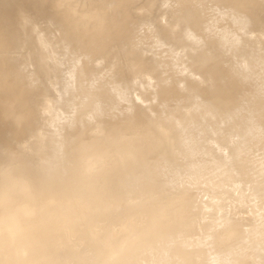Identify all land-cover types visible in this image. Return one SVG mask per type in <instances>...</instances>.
Instances as JSON below:
<instances>
[{
    "label": "bare ground",
    "instance_id": "obj_1",
    "mask_svg": "<svg viewBox=\"0 0 264 264\" xmlns=\"http://www.w3.org/2000/svg\"><path fill=\"white\" fill-rule=\"evenodd\" d=\"M9 166L0 264H264V0H0Z\"/></svg>",
    "mask_w": 264,
    "mask_h": 264
},
{
    "label": "clouds",
    "instance_id": "obj_2",
    "mask_svg": "<svg viewBox=\"0 0 264 264\" xmlns=\"http://www.w3.org/2000/svg\"><path fill=\"white\" fill-rule=\"evenodd\" d=\"M99 171L97 164L92 163L91 158L86 161L82 174L87 177ZM32 194L29 180L18 176L12 166L0 168V225L8 220V212L17 198H27ZM11 235V233H10Z\"/></svg>",
    "mask_w": 264,
    "mask_h": 264
}]
</instances>
